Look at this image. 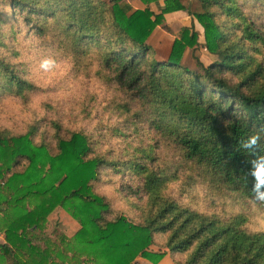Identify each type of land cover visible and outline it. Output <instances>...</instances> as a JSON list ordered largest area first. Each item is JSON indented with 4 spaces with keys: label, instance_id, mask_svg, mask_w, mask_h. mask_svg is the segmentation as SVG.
<instances>
[{
    "label": "trees",
    "instance_id": "1",
    "mask_svg": "<svg viewBox=\"0 0 264 264\" xmlns=\"http://www.w3.org/2000/svg\"><path fill=\"white\" fill-rule=\"evenodd\" d=\"M139 1L144 9L129 0H0V48L5 7L23 8V23L61 36L65 53L97 55L116 88L110 108L120 123L111 131L122 147L104 151L93 134L75 131L59 137L52 154L31 132H1L0 264H137L139 256L160 264L166 251L149 249L158 236L174 264H264V233L247 231V214L208 213L167 190L180 182L186 191L209 185L252 201L253 157L241 141L258 134L257 154L264 155V0H200L193 16L219 59L198 61L199 70L184 64L185 51L199 45L193 24L167 59L147 42L164 14L186 9L181 0ZM37 89L0 50V93L26 97ZM106 172L139 180L138 222L113 214L95 191ZM59 207L79 221L74 236L45 232Z\"/></svg>",
    "mask_w": 264,
    "mask_h": 264
},
{
    "label": "rangeland",
    "instance_id": "2",
    "mask_svg": "<svg viewBox=\"0 0 264 264\" xmlns=\"http://www.w3.org/2000/svg\"><path fill=\"white\" fill-rule=\"evenodd\" d=\"M181 2L186 9L164 14L162 23L153 30L147 42L155 49V54L159 58L167 59L171 53L173 41L180 36L181 31L184 32L185 27H191L193 24L199 32V45L185 51L184 64L199 70L198 61L208 65L219 57L206 48L204 28L193 16L195 12L202 10L200 0H181ZM151 5L154 12L159 14L158 4ZM5 12L8 20L2 24L3 29H1L2 32L4 31L2 37L5 42V46L0 48L2 55L6 56L12 64H18V72L34 82L38 89L32 93L28 92L26 97L0 93V101H3L5 97L13 98L6 103H0V122L8 124L12 131L5 129L0 130V133L3 132L6 136H17L31 132L34 143L44 144L50 153L56 154L59 137L68 138L75 131H84L93 134L103 142L102 150L105 151L109 146H116L115 149L120 150L122 148L120 142L117 143L111 131L120 123L110 108L111 98L116 88L108 82L106 73L96 61L97 55L92 54L91 58L83 59L69 55L59 49L61 36L38 34L35 28L32 29L29 24L23 23L25 12L23 8L14 11L5 7ZM8 26L10 28L14 26L13 30L10 31ZM15 30L19 32L13 36L11 32ZM45 55L53 56L57 62L55 69L49 73L39 69V61ZM20 62H24L25 67H21ZM33 96L46 101L43 104V114L40 116L30 114L21 106V101L27 103L29 97ZM54 122L61 124L60 130H57ZM129 176L133 175L129 174ZM129 176L120 178L117 174L106 172L95 191L107 196L112 204L113 214L122 213L132 221L138 222L141 212L138 205L143 198L133 191L139 184V180ZM167 190L184 203H190L191 206L200 210L223 217L233 215L236 208L240 209V213L247 215L255 214L257 210L264 213L263 208L257 203L243 199L234 192L224 194L218 188L209 185H196L186 191L183 182H180L170 185ZM80 227L77 219L59 207L48 217L45 232L54 235L57 229L71 237L79 231ZM164 242L165 238L158 236L156 244L149 249L166 251L167 254L160 264H174ZM136 262L151 264L140 256L136 258Z\"/></svg>",
    "mask_w": 264,
    "mask_h": 264
},
{
    "label": "clouds",
    "instance_id": "3",
    "mask_svg": "<svg viewBox=\"0 0 264 264\" xmlns=\"http://www.w3.org/2000/svg\"><path fill=\"white\" fill-rule=\"evenodd\" d=\"M56 60L53 56L45 55L39 61V69L45 73L52 72L56 67ZM10 97H5L0 103H6ZM46 101L39 99L37 96L29 97L27 103L21 101L22 108L34 116L43 114V104ZM12 131V128L0 122V130ZM259 135H251L241 141V147L252 154V159L248 162V175L252 178V191L254 193L252 201L254 203L264 204V155L257 154ZM234 214H240V209L236 208ZM245 228L250 234L264 233V213L258 210L255 214L247 216Z\"/></svg>",
    "mask_w": 264,
    "mask_h": 264
},
{
    "label": "crops",
    "instance_id": "4",
    "mask_svg": "<svg viewBox=\"0 0 264 264\" xmlns=\"http://www.w3.org/2000/svg\"><path fill=\"white\" fill-rule=\"evenodd\" d=\"M135 9H144L146 6L139 0H129ZM160 4L163 5L162 1ZM154 5V4H153ZM153 5H151L152 10H154ZM158 13V12H157ZM5 243V235L0 232V244Z\"/></svg>",
    "mask_w": 264,
    "mask_h": 264
}]
</instances>
